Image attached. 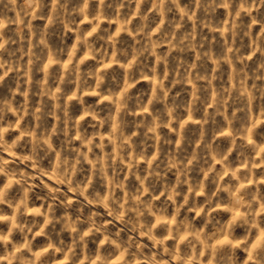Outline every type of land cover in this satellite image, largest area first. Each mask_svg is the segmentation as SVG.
Returning a JSON list of instances; mask_svg holds the SVG:
<instances>
[{"label": "rangeland", "instance_id": "obj_1", "mask_svg": "<svg viewBox=\"0 0 264 264\" xmlns=\"http://www.w3.org/2000/svg\"><path fill=\"white\" fill-rule=\"evenodd\" d=\"M0 264H264V0H0Z\"/></svg>", "mask_w": 264, "mask_h": 264}, {"label": "clouds", "instance_id": "obj_2", "mask_svg": "<svg viewBox=\"0 0 264 264\" xmlns=\"http://www.w3.org/2000/svg\"><path fill=\"white\" fill-rule=\"evenodd\" d=\"M11 2H12L13 4H15L16 0H11ZM26 2H27L29 5H31L32 0H26Z\"/></svg>", "mask_w": 264, "mask_h": 264}]
</instances>
